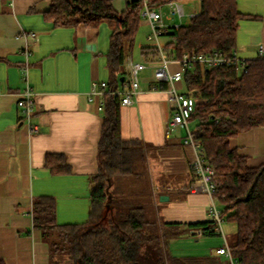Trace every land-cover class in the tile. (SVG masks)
Wrapping results in <instances>:
<instances>
[{"label":"crops","instance_id":"obj_1","mask_svg":"<svg viewBox=\"0 0 264 264\" xmlns=\"http://www.w3.org/2000/svg\"><path fill=\"white\" fill-rule=\"evenodd\" d=\"M112 1L119 12L127 8L128 0ZM237 4L243 14L253 16L239 20L236 54L241 59L257 57L260 47L264 48V0H238ZM49 8L50 0H0V258L6 264H49V243L42 231L30 228L34 198L50 195L55 199L58 223L86 222L91 210V176L99 170L104 112L88 97L94 78L110 80L111 32L103 38V23L98 28L55 26L45 16ZM172 18L163 17L165 27L175 26ZM147 22H140L137 31ZM138 32L126 64L129 58L143 62L159 58L154 54L155 41L145 44ZM163 32L160 36L166 43L169 39ZM135 39L142 46L137 58ZM170 67L176 70L180 65L172 62ZM107 74L108 79L102 78ZM27 84L35 97L31 120L38 130L34 132L17 104ZM154 84L152 67H147L141 72L134 103L121 105L122 136L148 144L158 217L181 222L180 228L188 229L189 222L211 218V197L188 189L196 178L194 152L184 142L185 128L168 132L172 114L168 92L153 88ZM180 86L184 92L183 81ZM231 144L248 156L251 165L262 164L264 125L238 133ZM49 153L64 155L70 172H52L46 165ZM163 194L170 199L161 201ZM159 202L167 203L160 206ZM222 244H215L211 253Z\"/></svg>","mask_w":264,"mask_h":264},{"label":"trees","instance_id":"obj_2","mask_svg":"<svg viewBox=\"0 0 264 264\" xmlns=\"http://www.w3.org/2000/svg\"><path fill=\"white\" fill-rule=\"evenodd\" d=\"M149 1L160 7L185 0ZM199 1L201 10L188 23L163 29L162 35L169 39L162 44L164 53L173 60L181 59L184 53L192 56L215 50L233 57L239 20L253 15L243 14L238 0ZM141 5V0H128L127 8L119 12L112 0H50L45 16L55 26L98 28L107 22L111 28L109 82L116 84L125 74L121 67L128 53L126 44L130 51L140 24ZM153 48L159 56L158 47ZM239 61L244 62L246 71L240 72V63L210 68L194 62L184 71L183 86L184 92L196 99L190 118L196 125L191 130L215 169L214 195L224 205L222 218L237 226L236 239L228 242L232 256L238 264H264V162L251 165L248 156L231 144L238 133L264 125V55ZM103 112L99 170L91 176L88 220L58 223L52 196L33 200L34 224L50 246L49 264H231L216 251L203 256H164V238L178 236L182 223L149 216L148 209L152 205L157 210V205L148 144L123 138L120 98H106ZM46 165L52 172H70L62 154H47ZM187 225L191 231L201 229L202 235L221 234L212 216ZM48 232L55 234L54 241L46 239ZM0 264H6L5 260L0 258Z\"/></svg>","mask_w":264,"mask_h":264},{"label":"built area","instance_id":"obj_3","mask_svg":"<svg viewBox=\"0 0 264 264\" xmlns=\"http://www.w3.org/2000/svg\"><path fill=\"white\" fill-rule=\"evenodd\" d=\"M142 5L139 10L140 18H144L149 21L152 29V33L149 35V39L154 40L160 53L159 58L156 60H150L149 62L134 61L129 58L127 61V70L124 74V79L116 84H111L104 79L94 78L91 85L90 95L88 100L94 103L98 110L103 111L105 109L106 98L112 99L120 98L121 105H129L134 103V96L139 92L141 82V72L147 67H152L153 88L162 89L168 92L169 100L171 103L172 114L168 123V132L178 129L180 127L185 128L186 134L184 137L185 144L192 147L194 156L192 161V167L194 168L196 178L192 185L188 188L192 192H206L211 197V204L209 207L210 215L216 220V229L223 234L224 243L222 246L216 248L217 254L225 255L229 258L231 264H238L232 256L231 250L226 236L223 233V218L222 210L216 205L215 191H216V175L213 165H211L205 156L203 146L194 138L191 127L190 118L195 112L196 99L186 94L181 89V82L183 81V75L186 68H191L194 62H199L210 68H217L228 66L231 64L240 63V59L237 54L233 57L225 55L222 51L215 50L206 53H198L190 56L184 53L181 59L173 60L169 58L163 51V46L160 42V34L165 25L163 22V14L160 7H153L149 0H141ZM181 1H171L169 5L172 6L173 14L184 15V9ZM178 25H176L177 27ZM29 35V33H24ZM30 34H34L33 32ZM28 51L26 52V54ZM260 55H264V48L261 46L259 50ZM172 62H178L180 67L176 70H172L170 65ZM241 64L240 72L246 71V67ZM162 84H166L165 87H161ZM18 107L21 109L24 115V121L29 127L31 132L37 131L38 126L32 124V115L35 109V97L34 92L29 84L20 93V97L17 101ZM196 235H202L201 229H193L191 231Z\"/></svg>","mask_w":264,"mask_h":264},{"label":"rangeland","instance_id":"obj_4","mask_svg":"<svg viewBox=\"0 0 264 264\" xmlns=\"http://www.w3.org/2000/svg\"><path fill=\"white\" fill-rule=\"evenodd\" d=\"M183 6V9L185 11V14L180 16L179 14H173L172 12L174 11V9L172 8V6L169 5V3L164 4V6L161 8V12L163 14V17L168 18L173 17L172 18V22H174L172 25H180V24H185L188 23L190 21V18L192 15L195 14L196 11H198L201 8V4L199 0H185L180 2ZM127 4V2H126ZM145 21L144 18L140 19V22ZM142 30L141 31H137L138 32V36L143 35L144 39H145V44H153L154 40H149L148 39V35L150 33H152V29H151V25L150 23L147 22V25H141ZM139 29V28H138ZM103 38L105 36H109L111 29H110V25L107 22H103V27L100 29ZM136 32V33H137ZM139 41H141V37H139ZM139 41L138 39H135V43H134V47H133V55L135 56V58H137L139 56V54L141 53V49L142 46H139ZM160 41L165 44V40L162 36H160ZM148 45V46H149ZM126 49L128 50V44H126ZM121 70L125 71L126 74V70H127V64L125 63L122 67ZM146 73H150V70L147 69L145 71ZM102 78L108 79L109 78V74L107 75H103ZM196 123H192V127H195ZM175 196L173 195L172 198H174ZM216 200V205L220 210H223L224 205L221 201H219L218 199ZM167 202H159L160 206H163L164 204H166ZM210 207V206H209ZM162 208V207H161ZM148 213L149 216L152 218H157L158 216H160L159 212H157V210L155 208L151 207L148 209ZM211 216V215H210ZM159 219V217H158ZM161 219H163L161 217ZM160 220V219H159ZM223 233L226 236L228 242H233L236 239L237 236V226L236 223L233 221H228L223 219ZM35 230H40L39 226L33 223L31 224V227ZM181 229V233L178 236H174V237H166L164 238V242H163V251H164V256L166 255H175V256H203V255H207L210 254L213 250L212 247L219 243L222 242L224 243V237L223 234L220 235H195L191 232V230H188L186 227L182 226ZM48 241H54L55 239V234L53 232H48V236L47 238ZM214 249V248H213Z\"/></svg>","mask_w":264,"mask_h":264},{"label":"water","instance_id":"obj_5","mask_svg":"<svg viewBox=\"0 0 264 264\" xmlns=\"http://www.w3.org/2000/svg\"><path fill=\"white\" fill-rule=\"evenodd\" d=\"M123 79H124V76L122 75L121 78H120V80L122 81ZM169 199H170V196L169 195H164L163 194V195L160 196V200L161 201H167Z\"/></svg>","mask_w":264,"mask_h":264},{"label":"bare ground","instance_id":"obj_6","mask_svg":"<svg viewBox=\"0 0 264 264\" xmlns=\"http://www.w3.org/2000/svg\"><path fill=\"white\" fill-rule=\"evenodd\" d=\"M233 255V254H232Z\"/></svg>","mask_w":264,"mask_h":264}]
</instances>
